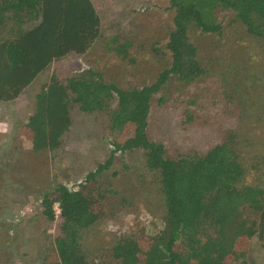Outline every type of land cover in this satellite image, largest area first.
Returning a JSON list of instances; mask_svg holds the SVG:
<instances>
[{"label": "rangeland", "instance_id": "1", "mask_svg": "<svg viewBox=\"0 0 264 264\" xmlns=\"http://www.w3.org/2000/svg\"><path fill=\"white\" fill-rule=\"evenodd\" d=\"M90 2L99 17L100 37L87 52L51 63L17 99L0 102V264H42V256L53 250L55 228L41 214L42 195L55 185L75 189L107 160L95 176L104 190L105 215L83 233L82 249L94 260L119 235L139 230L152 235L161 228L158 174L145 167L142 149H115L120 139L109 131V111L83 113L72 105L70 126L53 151L33 152L24 128L34 96L53 73L62 81L92 69L104 83L128 90L152 83L167 68L164 45L173 17L168 0ZM216 17L219 35L188 32L205 75L188 83L169 78L150 102L146 133L170 158L203 153L230 135L245 184L264 188V41L249 36L230 12ZM115 107L114 97L110 110ZM244 216L256 219L248 212ZM247 249L248 255L235 264H264V251L254 238Z\"/></svg>", "mask_w": 264, "mask_h": 264}, {"label": "trees", "instance_id": "2", "mask_svg": "<svg viewBox=\"0 0 264 264\" xmlns=\"http://www.w3.org/2000/svg\"><path fill=\"white\" fill-rule=\"evenodd\" d=\"M168 7L172 28L164 47L170 61L152 83L120 90L92 69L62 81L53 73L34 96L24 125L33 152L53 151L70 126L72 105L83 113L109 111V131L120 139L115 149H142L145 167L158 174L161 228L152 235L143 230L119 235L94 260L82 249L83 233L105 215L104 190L95 176L107 160L75 189L55 185L42 195L41 214L55 225L53 250L42 256V264H235L248 255L253 238L264 251V188L245 184L232 137L203 153L170 158L146 133L150 102L169 78L188 83L205 75L189 30L219 35L216 13L230 12L249 36L264 41V0H168ZM99 37L90 0H0V102L14 101L51 63L85 54Z\"/></svg>", "mask_w": 264, "mask_h": 264}, {"label": "built area", "instance_id": "3", "mask_svg": "<svg viewBox=\"0 0 264 264\" xmlns=\"http://www.w3.org/2000/svg\"><path fill=\"white\" fill-rule=\"evenodd\" d=\"M54 211H55V213L58 212V210H57V205H56V204L54 205Z\"/></svg>", "mask_w": 264, "mask_h": 264}, {"label": "crops", "instance_id": "4", "mask_svg": "<svg viewBox=\"0 0 264 264\" xmlns=\"http://www.w3.org/2000/svg\"><path fill=\"white\" fill-rule=\"evenodd\" d=\"M28 262H25V263H21V264H27ZM14 264H16L15 262H14Z\"/></svg>", "mask_w": 264, "mask_h": 264}]
</instances>
